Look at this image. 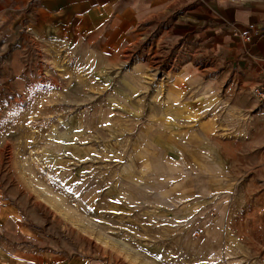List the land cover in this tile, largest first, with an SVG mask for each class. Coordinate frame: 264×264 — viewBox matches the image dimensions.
<instances>
[{
	"label": "rangeland",
	"instance_id": "rangeland-1",
	"mask_svg": "<svg viewBox=\"0 0 264 264\" xmlns=\"http://www.w3.org/2000/svg\"><path fill=\"white\" fill-rule=\"evenodd\" d=\"M185 29L189 44L198 40L196 30ZM170 39L157 52L166 62L171 60L173 73L178 62L174 64L172 56L178 50L167 49ZM142 40L138 50L121 54L127 61L125 68L145 59L151 39ZM202 40V50L207 52L197 58L199 65L206 66L209 42ZM188 52L186 59L193 57ZM85 54L76 49L43 53L42 72L36 77L40 81L27 85L10 107L6 104L8 113L0 116V125L10 128L5 134L0 130V138L8 141L4 147L0 143V173H10L12 190L26 191L27 225L43 252L51 253L53 264H264V165L203 166L218 169L205 173L216 177L212 182L196 180L195 171L189 169L194 166H186L188 180L183 188L177 186V170L171 180L159 176H149L145 183L140 180L138 186L143 188H139L122 176L127 159L115 161L120 157L119 142L111 130L121 126L113 119L103 131L91 125L80 145L67 140L71 116L92 113L94 117L108 107L115 112L119 106L109 96L118 95L120 74L128 72L104 69L100 62L83 68ZM181 71L187 82L186 101L210 92L204 85L210 70ZM201 74L203 82L198 78ZM235 92L234 115L229 116L218 99L211 117L228 124L234 139L217 142L214 148L218 154L235 151L236 160L241 154L253 161L264 153V148H257L264 144V114L247 121L246 91L236 87ZM138 105L140 111L145 108L144 101ZM185 118L188 125L201 119L189 111ZM89 140L94 145L91 156L83 152L85 147H77ZM232 141L226 149L225 142ZM244 168L246 177H242ZM152 191L156 196H150Z\"/></svg>",
	"mask_w": 264,
	"mask_h": 264
},
{
	"label": "crops",
	"instance_id": "crops-1",
	"mask_svg": "<svg viewBox=\"0 0 264 264\" xmlns=\"http://www.w3.org/2000/svg\"><path fill=\"white\" fill-rule=\"evenodd\" d=\"M188 6L194 10L188 11ZM187 26L196 30L194 39H198L190 44L183 36ZM245 33L251 37L250 43L239 38ZM148 38L151 42H147L145 59L125 68L127 61L121 54L132 48L138 50L142 39ZM168 38L167 49L178 50L172 56V62H178L173 73L171 60L166 62L157 52ZM202 38L209 42L210 61L206 66L199 65L197 58L202 51L207 52L202 50ZM60 49L85 52L83 68L91 69L100 62L107 70H128L120 74L118 95L109 96L119 106L115 112L108 107L94 117L92 113L71 116L65 134L69 142L80 145L91 125L103 131L113 119L116 126H121L111 130L119 142L115 141L116 154L120 155L115 161L127 159L128 165L121 169L127 184L143 188L138 186L140 180L148 182L149 176L171 180L177 170V186L183 188L188 180L186 166H194L189 169L195 171L196 180L212 182L215 176L205 173L218 169L206 170L203 166L264 165V153L257 154L253 161L241 154L242 158L236 160L235 151L218 154L214 144L234 137L229 136L228 124L211 118L218 99L221 108L234 115L236 87L246 91L247 121L255 114H264L251 94L264 79V0H0V116L8 113L11 102L27 85L40 81L36 77L42 72L43 53ZM187 50L193 57L186 59ZM180 57L184 59H176ZM184 68L190 72L210 70L204 83L210 92L197 95L199 100L186 101L187 82L181 76ZM202 76L198 77L201 82ZM143 101L145 108L140 111L138 103ZM188 111L201 117L200 121L186 124ZM1 129L3 134L10 131L5 125H0ZM4 138H0L1 147L8 142ZM90 142L77 147H85L83 152L90 154L94 146ZM233 142H225L226 149ZM257 148H264V144ZM243 172L242 177H246V168ZM11 182L10 173H0V264H53V256L43 252L34 239V230L27 225L26 191L12 190Z\"/></svg>",
	"mask_w": 264,
	"mask_h": 264
},
{
	"label": "built area",
	"instance_id": "built-area-1",
	"mask_svg": "<svg viewBox=\"0 0 264 264\" xmlns=\"http://www.w3.org/2000/svg\"><path fill=\"white\" fill-rule=\"evenodd\" d=\"M257 33L258 32L256 31V34ZM239 38L245 43H250L251 37L247 34L239 36ZM251 94L253 95V97L257 101L259 108L261 110H264V79L261 81L260 84H258L257 86H255L251 89Z\"/></svg>",
	"mask_w": 264,
	"mask_h": 264
}]
</instances>
